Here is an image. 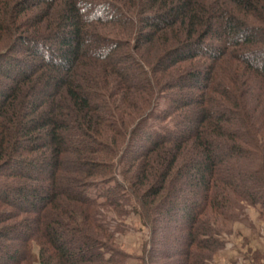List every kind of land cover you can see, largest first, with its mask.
<instances>
[{
    "label": "trees",
    "instance_id": "trees-1",
    "mask_svg": "<svg viewBox=\"0 0 264 264\" xmlns=\"http://www.w3.org/2000/svg\"><path fill=\"white\" fill-rule=\"evenodd\" d=\"M264 221V0H0V264H216Z\"/></svg>",
    "mask_w": 264,
    "mask_h": 264
},
{
    "label": "rangeland",
    "instance_id": "rangeland-1",
    "mask_svg": "<svg viewBox=\"0 0 264 264\" xmlns=\"http://www.w3.org/2000/svg\"><path fill=\"white\" fill-rule=\"evenodd\" d=\"M248 225L236 223L233 233L225 237V248L217 255L216 264H264V221L257 210L246 209ZM123 232L116 235V244L130 256L127 264H137L135 257L148 238L140 218L131 214L123 219Z\"/></svg>",
    "mask_w": 264,
    "mask_h": 264
}]
</instances>
